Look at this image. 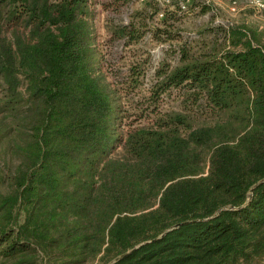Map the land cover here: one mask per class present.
Instances as JSON below:
<instances>
[{"label":"trees","instance_id":"16d2710c","mask_svg":"<svg viewBox=\"0 0 264 264\" xmlns=\"http://www.w3.org/2000/svg\"><path fill=\"white\" fill-rule=\"evenodd\" d=\"M149 1L179 58L145 89L148 60L108 81L92 0H0V264L264 260V32L190 42L179 0Z\"/></svg>","mask_w":264,"mask_h":264},{"label":"rangeland","instance_id":"374dc122","mask_svg":"<svg viewBox=\"0 0 264 264\" xmlns=\"http://www.w3.org/2000/svg\"><path fill=\"white\" fill-rule=\"evenodd\" d=\"M233 1H237V4L234 5ZM92 2L96 42L104 56V71L108 75V81L122 86L129 65L135 60H148L144 81V87L147 89L151 85L155 70L162 62L177 63L178 53L171 49L169 44L160 43L152 37L151 30L160 25L162 18L159 17V13L154 12V5L149 0H92ZM204 7L207 12H202ZM187 10V14H182L179 27L182 25V33L190 42L211 39L212 34L208 32L215 31L217 24H244L264 32V12L257 10L245 0H192ZM132 20L137 24H142L143 21L148 24L149 31L146 35L137 43L130 45L125 44L124 40L114 39L110 33L111 28L119 24H129ZM145 95L146 92L133 93L129 100L125 101L126 108H129L130 114L133 113L131 119L138 117L135 109L145 103L143 98ZM258 264H264V260Z\"/></svg>","mask_w":264,"mask_h":264},{"label":"built area","instance_id":"2783aa9c","mask_svg":"<svg viewBox=\"0 0 264 264\" xmlns=\"http://www.w3.org/2000/svg\"><path fill=\"white\" fill-rule=\"evenodd\" d=\"M161 7L166 6L170 3L171 0H156ZM192 0H179V6L182 10H186L188 8L189 2ZM248 4L255 7L257 10L264 12V0H245ZM233 4L236 5L237 1H233ZM159 17H164V11L159 12Z\"/></svg>","mask_w":264,"mask_h":264},{"label":"water","instance_id":"95a60500","mask_svg":"<svg viewBox=\"0 0 264 264\" xmlns=\"http://www.w3.org/2000/svg\"><path fill=\"white\" fill-rule=\"evenodd\" d=\"M184 223H180V224H178V225H175L174 227H172L170 230H172V229H175V228H178V227H180L181 225H183ZM129 253V252H128ZM128 253H125V254H123L122 256H120V257H118L117 259H115V261L114 262H116V261H118L119 259H121L122 257H124L126 254H128Z\"/></svg>","mask_w":264,"mask_h":264}]
</instances>
